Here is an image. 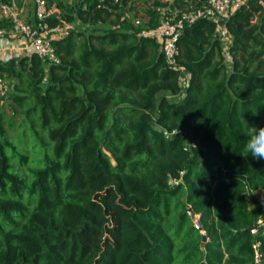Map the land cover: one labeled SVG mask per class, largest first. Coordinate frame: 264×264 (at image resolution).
Masks as SVG:
<instances>
[{"label": "trees", "instance_id": "obj_1", "mask_svg": "<svg viewBox=\"0 0 264 264\" xmlns=\"http://www.w3.org/2000/svg\"><path fill=\"white\" fill-rule=\"evenodd\" d=\"M195 1L175 0L177 17L207 7ZM55 3L49 37L61 22L88 25L51 40L59 63L0 61L12 82L0 100V264H254L264 159L243 133L264 127L262 0L226 18L227 49L215 20L185 23L172 63L151 35L173 15L166 4L142 30L117 26L110 0Z\"/></svg>", "mask_w": 264, "mask_h": 264}, {"label": "built area", "instance_id": "obj_2", "mask_svg": "<svg viewBox=\"0 0 264 264\" xmlns=\"http://www.w3.org/2000/svg\"><path fill=\"white\" fill-rule=\"evenodd\" d=\"M34 5L35 20L33 23H27L20 18L19 12L15 10L6 0H0V19L5 20L14 29L26 38L33 49L34 54L48 65L59 63V58L55 54L51 45L52 38L48 36L49 27L44 22L49 16L53 15L47 0H30ZM118 5L120 0H110ZM241 5L239 0H208L207 7L202 10L186 12L179 17L172 15L163 19L159 27L152 32L160 42V51L168 63H172L177 55L176 42L181 36L185 23L192 22L195 19L205 17L203 10H210L212 15L220 20L226 18L235 9ZM206 18V17H205ZM2 31L0 30V34ZM8 81L0 78V98L7 95ZM261 206V216L257 219L254 227L250 230L251 236L256 239L264 232V195L255 197ZM254 264H264V254L260 249V243H252Z\"/></svg>", "mask_w": 264, "mask_h": 264}, {"label": "crops", "instance_id": "obj_3", "mask_svg": "<svg viewBox=\"0 0 264 264\" xmlns=\"http://www.w3.org/2000/svg\"><path fill=\"white\" fill-rule=\"evenodd\" d=\"M15 10L19 12L20 18L27 22L33 23L35 20L34 16V5L30 0H6ZM55 1L57 0H48V5L53 13V15H59L61 13V9L57 7ZM62 3L68 5H74L77 0H58ZM175 0H120L117 5L116 12L119 16V23L117 26H121L125 20H127L134 28H141L142 30L147 29L149 21H150V10L158 9L157 4H166V8H161V12L165 9L171 11L174 15H178L179 11L174 7L173 2ZM193 0H190V2ZM196 0L194 3H196ZM241 4L246 2L247 0H239ZM264 6V0H262ZM190 9L185 8V12H190L194 10H202V7H195L190 5ZM195 7L193 10L192 8ZM189 9V11H187ZM205 12V17L215 20L217 22V34L221 37L225 48L227 49L229 46L230 38L224 28V21L220 20L212 15L210 10H203ZM181 14V15H182ZM114 16L111 15L109 19H113ZM0 23L4 25L2 19H0ZM0 26V30L2 33L0 34V61L6 62L10 59L20 58L23 56H30L34 54L32 47L30 46L28 40L20 35L14 27L10 24L8 26ZM101 29H106L109 27V24L98 23L95 27L104 26ZM88 25H84L78 21H75L71 24L60 23L59 26L52 31L51 38H60L66 35L72 29H85ZM145 32V31H143ZM142 32V33H143ZM153 33H151L152 35ZM12 89V82L8 81L7 93ZM2 100V98H0Z\"/></svg>", "mask_w": 264, "mask_h": 264}, {"label": "clouds", "instance_id": "obj_4", "mask_svg": "<svg viewBox=\"0 0 264 264\" xmlns=\"http://www.w3.org/2000/svg\"><path fill=\"white\" fill-rule=\"evenodd\" d=\"M257 115V112H252ZM248 139L244 144V149L247 153L257 159H264V127L249 125L243 133Z\"/></svg>", "mask_w": 264, "mask_h": 264}, {"label": "rangeland", "instance_id": "obj_5", "mask_svg": "<svg viewBox=\"0 0 264 264\" xmlns=\"http://www.w3.org/2000/svg\"><path fill=\"white\" fill-rule=\"evenodd\" d=\"M99 29L101 28H105L107 27V25L104 26H98ZM97 28V27H96ZM261 195H259V193L256 194V197H259ZM97 200H99L105 207V213L109 218V225H108V232L107 235L108 236H115V234H118V229H119V220L118 217L116 215V213H114L111 209H110V205H109V200L107 199L106 195L103 193L99 194L96 197Z\"/></svg>", "mask_w": 264, "mask_h": 264}, {"label": "water", "instance_id": "obj_6", "mask_svg": "<svg viewBox=\"0 0 264 264\" xmlns=\"http://www.w3.org/2000/svg\"><path fill=\"white\" fill-rule=\"evenodd\" d=\"M154 129L157 130V131H160V129H159L158 127H156V126L154 127ZM163 134L165 135V137H168V136H169V134H168V132H167L166 130L163 131ZM187 213L189 214V217H190L191 219L194 218L191 209H187ZM194 225H195V227H196L199 231L202 230V227H201L199 221L196 220L195 223H194ZM201 237H202V241H201V243H200V246H201V248H204V245H205V243H206V241H207V236H206V234H205L204 232H201Z\"/></svg>", "mask_w": 264, "mask_h": 264}]
</instances>
